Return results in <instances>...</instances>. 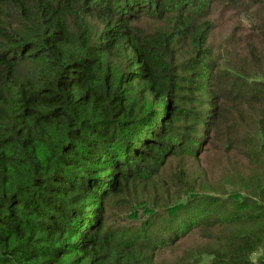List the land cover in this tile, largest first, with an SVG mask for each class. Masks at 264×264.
Listing matches in <instances>:
<instances>
[{
    "label": "trees",
    "instance_id": "1",
    "mask_svg": "<svg viewBox=\"0 0 264 264\" xmlns=\"http://www.w3.org/2000/svg\"><path fill=\"white\" fill-rule=\"evenodd\" d=\"M168 252L264 264V0H0V264Z\"/></svg>",
    "mask_w": 264,
    "mask_h": 264
},
{
    "label": "rangeland",
    "instance_id": "2",
    "mask_svg": "<svg viewBox=\"0 0 264 264\" xmlns=\"http://www.w3.org/2000/svg\"><path fill=\"white\" fill-rule=\"evenodd\" d=\"M227 103V102H226ZM225 108H226V111L224 112L225 114V117H224V122L225 124L229 123V124H234V116L230 114H233V106L232 104L230 103H227L225 105ZM246 116V114H245ZM237 162H239L237 165H234L232 167V169H227L225 167L224 164H220L219 162V159L217 156H208L206 155L205 157H203L202 159L200 160H192V159H189L187 160V162L189 163L191 169H192V176H195L196 174H199L201 175L202 178H207L206 180V184H209L210 183V179H216L219 183L220 186H223L226 184L227 180H228V171H232V172H235L237 171L238 169H241V167L243 166L244 164V161H242V159L240 157H238L236 159ZM178 164L179 165V168L183 165H181V162L179 160H176L173 162V165H176ZM209 171L211 173V177L210 176H204V174H209ZM168 175V173L166 174ZM173 177V174H169L168 177H167V182H169L171 180V178ZM119 198L115 199V201H118ZM118 204H122V203H118ZM118 204H115L112 206L113 210H112V216H117L116 213L118 214L117 217H119V219L121 221L119 222H112V218L109 219V226H111V229L114 227V225H117L119 223H124L123 225H126L127 227H131L133 225H136L138 224V220L136 219V217H138V214L139 212H141L142 214H146V209L142 208L141 211L139 209H137V207L141 208L138 203H128V206H130L131 208V211H124V212H121V209L118 208ZM127 205H124L123 204V207ZM128 210V208H127ZM120 211V212H118ZM145 220V219H144ZM200 239V237L197 235V236H194L193 237V240L192 241H189L191 242V244L195 243V242H198ZM190 244V245H191ZM168 255L166 256H163L161 258H163V260L165 262H167L168 264H171V263H174L176 261H178L177 258L175 257H171V254L172 252H168L167 253ZM257 258V257H256ZM254 258V260L256 259ZM172 261V262H170Z\"/></svg>",
    "mask_w": 264,
    "mask_h": 264
}]
</instances>
